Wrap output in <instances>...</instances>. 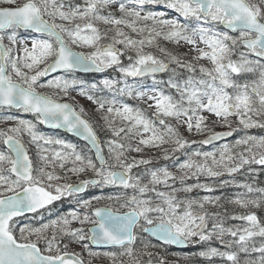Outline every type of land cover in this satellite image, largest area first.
I'll list each match as a JSON object with an SVG mask.
<instances>
[{
	"label": "snow or ice",
	"instance_id": "snow-or-ice-1",
	"mask_svg": "<svg viewBox=\"0 0 264 264\" xmlns=\"http://www.w3.org/2000/svg\"><path fill=\"white\" fill-rule=\"evenodd\" d=\"M184 45L188 50L180 53ZM83 48L90 51L77 50ZM200 60L211 67L199 65L197 75L192 61ZM108 69L119 77L88 82L74 75ZM57 72L62 75L42 82ZM149 77L151 85L144 83ZM70 92L95 105L96 127ZM117 97L151 101L154 112L149 117ZM13 109L34 120L0 117L7 125L0 127V264H93L101 256L113 264H175L166 246L188 244H208L193 255L209 261L241 264L243 254L242 264H264V219L253 210H264V181H258L264 135L248 134L264 130V0H0V110ZM38 125L66 129L86 141L92 155ZM217 126L227 130L215 131ZM181 128L208 133L200 145L244 134L203 151L193 149L197 141L185 138ZM144 147L162 156H130ZM160 158L170 164L133 173ZM235 174L247 180L236 181ZM225 175L232 179H218ZM72 176L78 182H67ZM217 181L221 189L242 191L211 195ZM90 187L122 191L85 199L80 194ZM194 190L209 194L193 197ZM64 199L75 207L65 213L50 207ZM102 201L112 203L97 206ZM28 213L34 221L39 217L36 224L21 223ZM44 213L55 218L44 222ZM213 240L224 250L212 247ZM92 245L121 251L101 253Z\"/></svg>",
	"mask_w": 264,
	"mask_h": 264
},
{
	"label": "rangeland",
	"instance_id": "rangeland-1",
	"mask_svg": "<svg viewBox=\"0 0 264 264\" xmlns=\"http://www.w3.org/2000/svg\"><path fill=\"white\" fill-rule=\"evenodd\" d=\"M154 10H159V11H167V14L169 17H172V16H175L177 15L176 13L172 12L171 10H165L163 8V6H156L154 8ZM59 22V21H58ZM103 27V26H102ZM21 36H25V35H28L24 32H21L20 33ZM7 43V41H5ZM167 46L170 48V49H176V46L172 45L171 43H168ZM119 47V46H118ZM188 47L187 45H184L183 47H180L178 49V51L180 53H183L185 51L188 50ZM200 47H204L203 45H200ZM80 51H90V49H87V48H83V49H78ZM148 50H151V49H148ZM158 54V53H157ZM190 59V57H189ZM125 63H127V60H125ZM192 63L196 64L197 66V75H199V65L203 64L204 66L206 67H211V64L209 61L207 60H200V61H192ZM175 67V65H174ZM179 72L183 73L185 76L187 75V72L186 70L184 69H178ZM62 75V74H60ZM75 76L78 77V75L74 74ZM104 77H111V78H114L112 76H105V75H99L97 78H92L90 80H85V81H88V82H97L99 81L100 79H103ZM79 78V77H78ZM52 79V78H51ZM82 79V78H80ZM130 79L132 78H129L128 79V82L130 83ZM157 79H163V78H157ZM167 77L164 79L166 80ZM84 80V79H83ZM43 81H46L44 78H42V82ZM132 81V80H131ZM152 83V81H150ZM44 91H48L49 94H52V90H44ZM167 93V91H166ZM70 96H73V97H76V107L79 109L80 106H83L89 113V116L88 118H90L93 122V124H95V120H96V117L92 116L91 113H92V110L95 108V105L92 104L91 101H88L85 97H82V96H79L76 92H70ZM131 102L129 103L130 105H132L133 107H139L143 110L146 111V114L151 117L152 116V113L154 112V108H149L148 107V104L152 103L151 101H141V100H138V99H130ZM70 101V100H68ZM6 114H10V115H14V116H17L21 119H28V120H34V117L31 115V114H28V113H23V112H20V111H17L15 109L13 110H9V111H5V110H0V117H2L3 115H6ZM203 115L205 116H208L210 120L212 119H215L214 116H210V114H208L207 112L203 113ZM232 119H235V118H232ZM173 124H175V121H172ZM7 125H4V124H0V127H6ZM38 130L43 132L44 134L46 135H49V136H53V137H58L60 139H63L65 141H68L70 143H73L77 146V149L78 150H82L84 152V154H87V155H91V153H89L87 150L85 151V148L84 146L82 145V143L80 142H77L75 141L73 138L69 137L68 135H65V134H62L61 132H54V131H51V130H48L45 128L44 125H38ZM219 130H227L225 128H222V127H219L217 126L215 128V131H219ZM182 135L185 136V138L189 139L190 141L191 140H197V139H200V138H203L204 136H206L208 133H204L203 135H196L195 132L193 133H188L186 132L183 128L180 129ZM105 133V139L107 137V133ZM244 133L242 132H237V136L231 140V141H228V142H223L219 145H216L212 148H195L193 147V149H200V150H203V151H211L213 150L214 148H219L220 146H222L223 144L227 143V144H233L235 142L236 139H239ZM248 134L250 135H264V130L262 129H257V128H253V129H250L248 130ZM27 137H25V141H27ZM135 146V144H134ZM56 148H59V146H54ZM143 147V146H142ZM165 147H168L167 145H165ZM31 152H34L35 149L33 146H29ZM106 149V148H105ZM107 151V149H106ZM130 156H135L137 159H139L141 156H143L144 158H154V157H161V153L157 150V149H154V148H149V147H144V151L142 153H135V152H132L130 153ZM185 159L184 156H181L180 157V160L183 161ZM167 164H170L169 161H164L162 158H160L159 160H155L154 159V162L152 165H149V166H144V165H141L138 169H133V173H137V172H143L145 170V168H152V167H163ZM70 166V165H69ZM254 168H257L258 170L261 168V166H258V165H254L253 166ZM170 170L175 172L176 169L175 168H171L170 167ZM59 168H57V172H59ZM261 173H264V172H261ZM62 174V173H61ZM91 176V173L87 174V176H84L82 178H87V177H90ZM205 178L204 177H201V180L203 181ZM218 179H229L231 180L232 177H229L227 175L221 177V178H218ZM235 179L236 181H239V182H242V181H246L247 180V176L246 175H241V174H235ZM258 181H264V174L262 176V174L259 175L258 177ZM69 183L71 182H78L77 181V178L75 176H72L71 179L69 181H67ZM143 182H147V177H145L144 181ZM189 183H192L193 181H188ZM176 186H179V183L177 182V185ZM214 186L217 188V191L215 193H212L211 195H219V196H225L227 195V197H231L233 196L235 193L239 192V191H242V189H237V188H234V187H227V188H232V194L231 193H228V192H225V189L227 188H223L221 189L220 186H219V183L218 181L214 184ZM261 186H264V183L261 184ZM107 188V187H106ZM105 189V188H103ZM101 190V188L99 189ZM122 190V189H121ZM163 190V189H161ZM220 192V194H218ZM128 194L131 195V190H128ZM206 194H209V193H205L201 190H194L193 193H191L190 195L193 196V197H196V196H203V195H206ZM96 196H108V195H112V194H101V193H98V194H95ZM151 195V194H150ZM178 195H180L181 197H183L185 194L184 193H179ZM94 196V195H93ZM92 197V196H91ZM91 197H87L85 199H90ZM225 196V198H227ZM112 203V202H108V201H102L99 205L97 206H103L104 203ZM95 203V202H94ZM68 205H69V202H68ZM72 206H70L67 210L61 212V213H65V212H68L72 207H75L74 203L71 204ZM113 206H115V204H113ZM232 208H234L233 211L235 212H242L243 210L236 207V206H232ZM124 210V209H121V211ZM215 210V209H214ZM254 211H257V215L260 216L262 219H264V210H263V215H260V210H256V209H253ZM81 212L83 211H86L84 209H80ZM230 211V210H229ZM260 211V212H259ZM48 216V215H47ZM30 219H28L29 221ZM36 220H39V217L36 219ZM26 222V223H23V224H27V223H30V222ZM47 222V221H45ZM237 223H240L239 221H228L227 224L230 225V224H237ZM73 227H79V224L77 223H73L72 225ZM200 245V246H198ZM192 246V250L189 252V253H184V254H181V253H176V254H179L178 256L177 255H173L172 252L170 251H167L168 255H167V258L170 260V261H175V264H222L220 258L216 257V258H212L211 261H209L207 258H204V257H200L199 255H193V254H196V253H199L200 251H203L205 250L207 247H209L208 244H197V245H193L191 244ZM211 246L212 247H218V248H221V250H224L223 246H221L219 244L218 241L216 240H213L211 242ZM73 248L76 250V251H79V246L78 245H73ZM161 249V254L164 253V249L163 248H159ZM94 251V250H93ZM109 251H121L120 249H114V250H109ZM101 253L103 252H106V251H99ZM182 256H188L189 258L187 260L185 259H182V258H179V257H182ZM84 258L85 259H88V255L87 253H84ZM96 260H103V261H108L109 264H113L112 260L107 258V257H99V258H94ZM242 261H243V254H241V264H242Z\"/></svg>",
	"mask_w": 264,
	"mask_h": 264
},
{
	"label": "trees",
	"instance_id": "trees-1",
	"mask_svg": "<svg viewBox=\"0 0 264 264\" xmlns=\"http://www.w3.org/2000/svg\"><path fill=\"white\" fill-rule=\"evenodd\" d=\"M162 43H165V42H162ZM152 51H155L154 49H151ZM159 54V53H158ZM173 67H174V65H173ZM76 75H78V77L79 78H82V79H84V80H90V81H92L91 79L93 78H97L98 77V75H85V74H80V73H75ZM104 75L105 76H112V77H114V78H118L119 77V74L117 73V72H115V71H113L112 69H108L105 73H104ZM167 77V75L165 74V75H163L161 78H163V79H165ZM132 79H130V83H132L133 82V80L131 81ZM144 83H146L147 85H151V82L149 81V80H145L144 81ZM120 86H123V85H120ZM161 88H163L164 90H165V92L166 91H168V89H167V87L165 86V85H161L160 86ZM104 95H106V96H108L109 98H111V93H107V92H105L104 93ZM117 99L118 100H123L124 102H127V103H130L131 102V100L128 98V97H117ZM88 118V117H87ZM90 119V118H89ZM94 125V127H96V124H93ZM98 134L100 135V137H101V139H102V141L105 139V133L103 132V131H98ZM78 142V141H77ZM80 143V142H79ZM82 145L84 146V148H85V151L87 150L88 151V149H87V147H86V145L85 144H83L82 143ZM89 153H91V152H89ZM106 153H107V151H106ZM88 154V153H87ZM91 155H92V153H91ZM162 155V154H161ZM262 174V176H263V174L264 173H261ZM116 188H109V189H107L108 191H110V190H113V192H121L122 190L119 188V191H116L115 190ZM225 192H228V193H231L232 194V188H227V189H225ZM218 194H220V192L218 193ZM226 197H227V195H225ZM224 196V197H225ZM222 203H224V201H222ZM70 206H72V205H68V202L67 201H63V202H61V203H59V204H56L55 206H52L51 208H53V210L54 211H58V212H63V211H65V210H67ZM114 207H118V205H115ZM225 207H227L230 211H233L234 210V208H232L231 207V205H227V204H225ZM261 211V212H260ZM259 212H260V215H263V210H260ZM38 217H36V219H37ZM28 219H30L29 221H28ZM48 219H50V217L49 216H47V213H44V222L45 221H47ZM25 220V222H31V223H33V224H36V221H38V220H36V221H34V220H32V216H30V217H27V218H25L24 219ZM93 262H102V263H104V264H109V262L108 261H103V260H96V259H93Z\"/></svg>",
	"mask_w": 264,
	"mask_h": 264
},
{
	"label": "water",
	"instance_id": "water-1",
	"mask_svg": "<svg viewBox=\"0 0 264 264\" xmlns=\"http://www.w3.org/2000/svg\"><path fill=\"white\" fill-rule=\"evenodd\" d=\"M79 51V50H78ZM83 73V72H82ZM57 74H60V72H57V73H54V74H51L50 76H48V77H44L45 79H48V78H51V77H53V76H55V75H57ZM157 75H160V74H157ZM66 102H69V101H66ZM47 129H51V130H57V131H62V132H66V133H68V134H70V135H73V136H75L74 134H72V133H69V132H67V130L66 129H63V128H61V129H55V128H51V127H49V126H47V125H44ZM219 131H226V130H219ZM218 131V132H219ZM235 136V133L233 134V136H231V137H224V138H222V139H220L219 141H213V143L212 144H210V145H204L205 147H211L212 145H214V144H217V143H221V142H224V141H227V140H229V139H231V138H233ZM76 138H78V139H80L81 141H83V142H85V143H87L86 141H84L83 139H81V138H79V137H77V136H75ZM100 137V136H99ZM205 138V137H204ZM203 138V139H204ZM101 139V138H100ZM200 140H202V139H200ZM200 140H195V141H197V143L195 144V145H199V141ZM106 154V153H105ZM86 192V191H85ZM82 194V193H81ZM28 214H31V213H28ZM28 214H26V215H28ZM189 245V244H188ZM188 245H173L174 247H176V248H179V249H183V248H187V246ZM94 248H112L111 246H96V245H92ZM93 264H102V263H93Z\"/></svg>",
	"mask_w": 264,
	"mask_h": 264
},
{
	"label": "flooded vegetation",
	"instance_id": "flooded-vegetation-1",
	"mask_svg": "<svg viewBox=\"0 0 264 264\" xmlns=\"http://www.w3.org/2000/svg\"><path fill=\"white\" fill-rule=\"evenodd\" d=\"M101 191H103V189H101ZM153 244H159L160 242H158L157 240L153 239L151 241ZM167 247V251H170L172 253H181V254H184V253H189L190 252V249H186V250H181V251H177L175 250L176 248L172 247V246H166ZM159 251H161V249H158ZM169 260V259H168ZM170 261V260H169Z\"/></svg>",
	"mask_w": 264,
	"mask_h": 264
}]
</instances>
